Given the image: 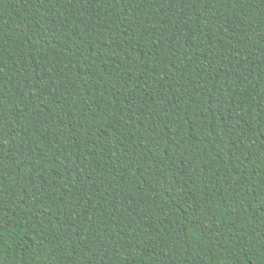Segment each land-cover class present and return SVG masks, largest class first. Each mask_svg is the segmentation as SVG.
<instances>
[{
	"label": "trees",
	"instance_id": "16d2710c",
	"mask_svg": "<svg viewBox=\"0 0 264 264\" xmlns=\"http://www.w3.org/2000/svg\"><path fill=\"white\" fill-rule=\"evenodd\" d=\"M0 264H264V0H0Z\"/></svg>",
	"mask_w": 264,
	"mask_h": 264
}]
</instances>
